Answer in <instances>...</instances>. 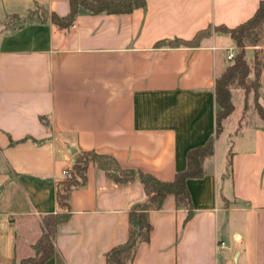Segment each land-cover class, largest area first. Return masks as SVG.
I'll return each instance as SVG.
<instances>
[{
	"label": "crops",
	"instance_id": "obj_1",
	"mask_svg": "<svg viewBox=\"0 0 264 264\" xmlns=\"http://www.w3.org/2000/svg\"><path fill=\"white\" fill-rule=\"evenodd\" d=\"M261 1L145 0L128 14L79 9L60 28L49 15L66 16L68 0H0V264L35 256L42 218L62 213L61 173L80 153L110 155L160 181L185 171L188 152L214 137L215 80L237 47L216 31L196 47L156 43L235 28ZM36 7L46 21L28 18ZM14 15L21 26L8 20ZM246 50L251 67V50H260L264 104V43ZM232 103L204 175L186 181L191 216L172 195L160 210L138 208L151 232L133 264H264V122L233 93ZM145 200L139 181L115 184L90 163L84 186L68 193L70 217L56 228L45 264H105L128 238L129 212Z\"/></svg>",
	"mask_w": 264,
	"mask_h": 264
},
{
	"label": "trees",
	"instance_id": "obj_2",
	"mask_svg": "<svg viewBox=\"0 0 264 264\" xmlns=\"http://www.w3.org/2000/svg\"><path fill=\"white\" fill-rule=\"evenodd\" d=\"M69 13L64 17L50 14L52 24L60 28L69 27L79 9H84L92 15L97 14H128L134 9L142 8L145 0H68ZM36 18L40 22L46 21L48 13L42 7H36L28 12V18ZM9 21L21 26L24 22L19 16H11ZM264 28V0L254 15L243 24L235 28H227L224 26L208 28L198 32L190 41L174 40L160 41L156 43L157 47H196L202 38L209 36L212 31L228 34L235 42L238 52L236 53L231 65L225 72L215 80L214 94L217 106L215 115V134L202 147L193 149L187 155V167L185 171L177 173L172 181H160L152 175L141 173L138 171L124 169L120 167L117 161L110 155L98 154L95 152L80 153L69 170L71 178L66 179L57 185L56 201L62 213L48 215L42 218V235L33 246L35 256L27 259L22 264H45L55 252L53 245V237L56 228L65 223L69 217V207L67 204L68 193L70 190L80 188L86 183V169L90 163L100 169L107 180L118 185H125L132 181H139L143 186L146 200L142 205L132 208L128 214L129 232L127 240L112 249L105 255V264H133L136 247L139 243L148 242L151 232V226L147 222L143 213H140L139 207H148L152 210H160L167 196L172 195L175 199L176 207L184 208L190 212V198L186 188L188 179H199L204 175L203 164L205 159L213 155L214 139L222 132V122L234 111L231 101L230 87L237 83L242 86L245 78L249 74L250 68L245 59L246 49L244 40L252 35L253 32ZM263 67L262 57L257 54L254 56V81H253V98L255 102V110L264 122V106L258 104L260 73ZM249 88H252L250 86ZM248 94V93H246ZM246 108V106H245ZM230 166V160L228 161Z\"/></svg>",
	"mask_w": 264,
	"mask_h": 264
},
{
	"label": "rangeland",
	"instance_id": "obj_3",
	"mask_svg": "<svg viewBox=\"0 0 264 264\" xmlns=\"http://www.w3.org/2000/svg\"><path fill=\"white\" fill-rule=\"evenodd\" d=\"M263 43H264V28L256 30L255 32L252 33V35H250L249 37H247L244 40L245 49H247V48H252L253 49V48H256L257 46H259V45H261ZM251 51H253L252 56H251V57H253V65L251 67V65L248 64V66L250 68L249 74L245 78V80H244V82H243L241 87L238 86L236 82H234V84L231 85V87H230V91H231V98H232V93H233L236 101L237 100H239V101L243 100L246 108L250 107L251 110L252 109L255 110V102H254V98H253L254 97L253 96V90H254V88H253V81H254V71H253V68H254V56L257 54V56L260 58L261 53H260V50H251ZM237 52H238V48L236 50V53ZM245 59H246V55H245ZM247 63H248V61H247ZM250 86H252V88H249ZM246 93H248V94H246ZM231 101H232V99H231ZM257 102H258L259 105L264 106V104H262L261 102L259 103L258 100H257ZM237 115H238V113H237Z\"/></svg>",
	"mask_w": 264,
	"mask_h": 264
},
{
	"label": "built area",
	"instance_id": "obj_4",
	"mask_svg": "<svg viewBox=\"0 0 264 264\" xmlns=\"http://www.w3.org/2000/svg\"><path fill=\"white\" fill-rule=\"evenodd\" d=\"M73 29H75V26H72ZM236 55V50H229L227 55H226V59L227 61H233L234 57ZM61 176L64 178V179H70L71 178V173L69 170H64L62 171L61 173ZM217 249L219 250H224V249H227L226 245L223 243V242H220L217 247Z\"/></svg>",
	"mask_w": 264,
	"mask_h": 264
}]
</instances>
